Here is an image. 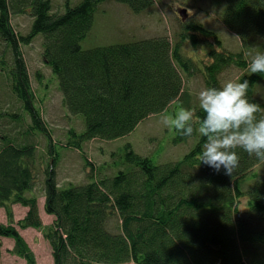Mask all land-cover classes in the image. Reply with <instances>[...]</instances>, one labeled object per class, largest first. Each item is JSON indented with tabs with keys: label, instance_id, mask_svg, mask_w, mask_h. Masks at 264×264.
Returning <instances> with one entry per match:
<instances>
[{
	"label": "trees",
	"instance_id": "obj_1",
	"mask_svg": "<svg viewBox=\"0 0 264 264\" xmlns=\"http://www.w3.org/2000/svg\"><path fill=\"white\" fill-rule=\"evenodd\" d=\"M64 1L0 0V78L6 83L0 93V209L7 217L0 222V255L2 240L10 239L11 255L36 264L20 233L32 228L48 242L53 264H264V176L254 171L264 160L237 150L240 165L232 175L199 164L204 139L198 124L191 137L173 130V144L194 139L173 161L160 160L162 148L142 155L127 143L121 153H112V159L121 158L114 170L83 150L94 139L127 135L153 114L173 116L184 107L202 118L182 72L192 76L198 69L206 87H221L226 68L249 66L242 51L219 49L218 35L195 21L185 23L174 42L159 35L82 48L94 13L112 0ZM113 1L140 12L157 0ZM222 2V23L253 50L264 39V0ZM21 14L31 18L25 33L12 23ZM36 37L61 105L81 121L80 128H69L64 143L54 139L43 116L44 100L23 55L22 47ZM199 39L209 60L202 70L181 52L184 40ZM35 76L40 83L43 74ZM244 79L249 100L264 107V73L249 68L238 80ZM66 151L80 154L85 179L61 186L58 171ZM40 179L43 210L53 217L47 225L34 194ZM12 205L26 209L17 221Z\"/></svg>",
	"mask_w": 264,
	"mask_h": 264
},
{
	"label": "rangeland",
	"instance_id": "obj_2",
	"mask_svg": "<svg viewBox=\"0 0 264 264\" xmlns=\"http://www.w3.org/2000/svg\"><path fill=\"white\" fill-rule=\"evenodd\" d=\"M78 1L73 0L71 2L76 4ZM222 7V0H157L151 7L140 12H133L125 3L113 0L108 1L103 3L100 9L98 8L94 13L93 25L86 35L80 39V44L82 48H91L159 35H166L174 42L178 39L179 33L184 31L183 25L185 26V23L195 21L218 35L221 41L219 49L233 53L242 51L243 57L250 65L253 56L258 53H264V47L259 48L264 39L258 40L253 50L242 45L237 34L222 23ZM178 9H185L186 17L184 19L178 13ZM30 21L31 18L27 14L12 17L13 25L23 33L27 32ZM39 42V37H36L28 45H24L22 51L31 75L33 88L39 90L40 94L38 95L43 97L44 100L42 103L43 116L52 130L54 139L64 143L69 128H80L81 121L77 116L67 112L61 105V95L56 88L55 76H51L48 68L42 63ZM181 52L197 61L199 70H202L203 62H209L208 59H205L206 51L200 39L194 44L184 40L181 45ZM248 69L249 66L246 68L230 66L220 74L219 80L222 84L228 80H238L241 74L248 72ZM36 71H40L43 74L40 83L35 76ZM193 72L195 73L192 76L182 72V76L184 85L191 94L192 101L199 105L198 93L206 85H204L202 73L198 72V69ZM45 82L48 83L46 86L44 85ZM5 86V81L0 78V88H2L0 93ZM262 86L264 88V82ZM258 92L262 94V89L258 88ZM260 100L264 102V96H260ZM164 115L166 114L148 116L125 136L109 141L94 139L86 143L83 150L89 154V157L96 164L100 165L108 161L114 170L115 162L120 161L121 158L112 159V153H121L122 148L127 143L131 144L135 152L142 155H149L154 150L156 152L158 148H162L161 161H173L182 158L185 151H188L192 146L194 139L189 138L184 143L173 144L172 140L175 132L173 129L170 130L171 127H167L162 123ZM60 149L62 150V147ZM63 153L58 171L59 184L66 186L67 181H83L85 173L81 167L80 154L77 151H66ZM254 171L258 173L259 177H263L264 163L255 165ZM34 194L38 198L37 203L42 222L45 225L50 224L53 217L46 214L43 210L44 197L41 179L34 187ZM244 204L245 199L242 198L239 201V206L243 207ZM12 211L14 221H17L25 215L26 209L19 205H12ZM0 222L7 223V217L3 209H0ZM20 233L34 252L36 264H53L50 246L40 231L27 228L20 229ZM2 242L0 264H25L23 260L9 253V249L13 245L10 239H3Z\"/></svg>",
	"mask_w": 264,
	"mask_h": 264
},
{
	"label": "clouds",
	"instance_id": "obj_3",
	"mask_svg": "<svg viewBox=\"0 0 264 264\" xmlns=\"http://www.w3.org/2000/svg\"><path fill=\"white\" fill-rule=\"evenodd\" d=\"M250 71L264 73V53L252 57ZM249 81L228 80L221 87H204L198 93L199 117L191 108L181 107L162 123L182 137L198 132L204 139L199 164L232 175L240 165L242 150L249 157L264 160V107L248 98Z\"/></svg>",
	"mask_w": 264,
	"mask_h": 264
},
{
	"label": "water",
	"instance_id": "obj_4",
	"mask_svg": "<svg viewBox=\"0 0 264 264\" xmlns=\"http://www.w3.org/2000/svg\"><path fill=\"white\" fill-rule=\"evenodd\" d=\"M178 13L181 15L183 19L186 17L185 9H178Z\"/></svg>",
	"mask_w": 264,
	"mask_h": 264
}]
</instances>
